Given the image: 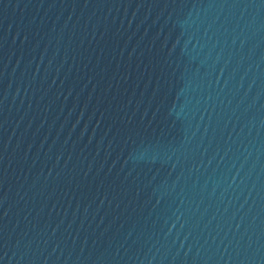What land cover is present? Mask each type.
<instances>
[{
  "label": "water",
  "instance_id": "obj_1",
  "mask_svg": "<svg viewBox=\"0 0 264 264\" xmlns=\"http://www.w3.org/2000/svg\"><path fill=\"white\" fill-rule=\"evenodd\" d=\"M0 264H264V0H0Z\"/></svg>",
  "mask_w": 264,
  "mask_h": 264
}]
</instances>
